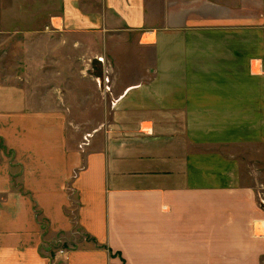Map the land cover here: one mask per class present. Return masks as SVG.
Wrapping results in <instances>:
<instances>
[{"label": "crops", "instance_id": "0c3cea01", "mask_svg": "<svg viewBox=\"0 0 264 264\" xmlns=\"http://www.w3.org/2000/svg\"><path fill=\"white\" fill-rule=\"evenodd\" d=\"M49 2V38L114 37L109 82L77 72L103 108L89 123L77 92L75 122L67 99L0 74V264H264L243 164L264 157V0ZM26 35L45 85L54 48L38 57L47 37Z\"/></svg>", "mask_w": 264, "mask_h": 264}, {"label": "rangeland", "instance_id": "374dc122", "mask_svg": "<svg viewBox=\"0 0 264 264\" xmlns=\"http://www.w3.org/2000/svg\"><path fill=\"white\" fill-rule=\"evenodd\" d=\"M102 1L80 0V9L86 13L98 12L99 10L101 12L103 10ZM48 3H50L49 0H0V74L2 81L6 85H26L29 88H40L44 91V96H49V100L46 103L50 107L57 104L61 106L62 97L64 100L67 99L68 106L72 108L73 112L72 116L74 118L72 119L77 122L76 119L80 118L78 114L81 115L77 105L78 89L75 82L78 76L77 72L82 75L83 71H85V77L91 78L94 76L103 79L105 68L102 65L103 62L99 61V58H104V56L99 57V51H105V48L103 49L104 45L109 46L114 44L111 42L114 37L109 38L110 34H106L105 32L99 35V30L90 29L91 27H89L86 30H81L82 32H77L78 36H69L63 40H55V37L49 38L50 29L47 26L50 24V21L48 20V13L52 10L54 14L60 13L61 6L60 4H56L52 8ZM71 29L75 28L69 25V30ZM32 30H37L47 37L41 39L39 49L42 52L38 53V57H43L46 49L51 55V50L54 48V68L51 70L52 72L48 69V74L46 75L51 77H49L47 84L41 86H35L34 84L35 73L30 69V57L34 55H31L26 48L31 43V39L26 38V32ZM16 31L19 32L17 33ZM77 43L78 45H76ZM62 44L65 46L67 52L62 49ZM77 46H79V50H77ZM104 60L106 59L104 58ZM76 61L82 62V65L84 64V70L62 67L66 62L72 66ZM99 64L101 67L97 66ZM86 69L90 71L87 72ZM91 82L83 84L84 89L78 92L80 104H83L84 111L90 114L86 116L89 123L94 118V112H98L103 108L100 100L94 99L93 87L95 86ZM49 89L53 94L45 93ZM66 93L69 98H66ZM64 106L66 105L64 104ZM2 147L0 144V161L2 159ZM247 153L248 155H245L250 157L256 154V152L253 153L252 149L247 151ZM257 155L260 157L261 150L258 151ZM259 157L250 160L244 157V176L247 179L250 175L247 185L254 186L258 202L264 210V205H262V201H264V157L261 159Z\"/></svg>", "mask_w": 264, "mask_h": 264}, {"label": "built area", "instance_id": "2783aa9c", "mask_svg": "<svg viewBox=\"0 0 264 264\" xmlns=\"http://www.w3.org/2000/svg\"><path fill=\"white\" fill-rule=\"evenodd\" d=\"M99 61L100 62H103L104 61V58H99ZM96 81H97V83L99 84V86H102V84H103V82H109V79L108 78H106V79H102V78H96ZM106 90H107V87L105 88ZM108 91V90H107ZM262 205H264V201H262ZM61 253H64V252H61Z\"/></svg>", "mask_w": 264, "mask_h": 264}]
</instances>
